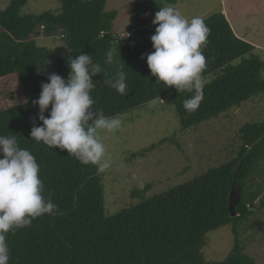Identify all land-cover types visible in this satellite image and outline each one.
Listing matches in <instances>:
<instances>
[{"label":"trees","instance_id":"trees-1","mask_svg":"<svg viewBox=\"0 0 264 264\" xmlns=\"http://www.w3.org/2000/svg\"><path fill=\"white\" fill-rule=\"evenodd\" d=\"M60 1L59 14L21 16L28 0H12L0 12V78L16 76L26 99L0 111V135H15L20 147L31 151L40 165L44 195L51 194L57 205L53 213L8 234L9 264H257L238 244L220 263L206 261L202 251L208 233L232 224L240 210L248 211L256 201L264 204V189L251 191L253 182L248 181L264 155V123L241 129L243 147L230 163L155 197L147 198V189L136 190L140 202L114 215L106 213L103 176L96 165H84L66 150L30 135L34 123L42 124L39 107L33 104L41 84L51 73L67 79L69 57L87 53L103 69L93 77L95 110L106 116L123 114L173 94L181 126L188 130L264 94V62L255 54L256 47L235 34L223 12L204 20L210 33L202 49L207 61L202 78H216L205 84L199 108L189 112L183 102L194 90L178 92L157 82L145 55L154 51V32L139 31L147 26L146 17L178 0H142L135 5L131 17L141 46L113 34L117 12L107 10L109 0ZM53 28L61 29L70 48L66 58L52 59L35 44ZM109 50L114 52L111 64L105 55ZM120 71L126 74V95L106 83ZM235 183L241 203L233 217L230 193Z\"/></svg>","mask_w":264,"mask_h":264},{"label":"rangeland","instance_id":"rangeland-1","mask_svg":"<svg viewBox=\"0 0 264 264\" xmlns=\"http://www.w3.org/2000/svg\"><path fill=\"white\" fill-rule=\"evenodd\" d=\"M11 1L0 0V12ZM139 1H108L107 10L117 12L113 34L118 39L137 35L131 13ZM166 6L178 8L189 20L193 16L206 20L223 12L235 34L254 45L255 54L264 62V0H178ZM61 9L60 0H28L20 14H59ZM155 13L146 17L147 26L139 29L140 33L150 30L155 34ZM35 44L55 60L70 54L60 28L37 38ZM215 78L212 74L203 79L207 84ZM25 102L16 76L0 78V111ZM118 116L123 122L119 131L101 132L112 157L111 167L101 172L107 215L138 204L141 199L134 196L136 190L147 189L145 196L155 197L236 159L243 147L241 129L247 124L264 123V94L188 130L181 126L173 94ZM248 181L253 182L251 191L264 189V155ZM238 216L232 224L207 234L202 251L206 261H226L238 244L257 264H264V204L256 201L248 211L240 210Z\"/></svg>","mask_w":264,"mask_h":264},{"label":"clouds","instance_id":"clouds-1","mask_svg":"<svg viewBox=\"0 0 264 264\" xmlns=\"http://www.w3.org/2000/svg\"><path fill=\"white\" fill-rule=\"evenodd\" d=\"M152 24L157 27L150 37L154 51L145 54L148 68L157 82L178 92L194 90L195 94L183 102L186 111L194 112L204 99L206 81L202 73L207 61L202 49L207 46L210 29L203 17L193 16L189 20L173 6L160 7ZM105 55L107 63L114 62L112 50ZM67 63L70 69L67 79L51 73L48 82L41 84L39 98L33 104L39 107L38 119L42 124L34 123L30 135L37 142L66 150L80 163L94 164L103 172L111 167L112 157L101 132H117L123 122L118 115L106 116L93 108L91 93L96 87L93 77L103 73L101 65L83 52L69 57ZM106 83L119 94H127L123 71ZM0 155V264H9L8 234L30 226L37 217L53 213L57 205L51 194L44 195L35 156L20 147L15 135H0Z\"/></svg>","mask_w":264,"mask_h":264},{"label":"water","instance_id":"water-1","mask_svg":"<svg viewBox=\"0 0 264 264\" xmlns=\"http://www.w3.org/2000/svg\"><path fill=\"white\" fill-rule=\"evenodd\" d=\"M137 39L136 37L133 38H127L123 41L132 45H139L141 46L140 42L137 43L135 41ZM241 203V190L236 187V183L233 185L230 193V211L233 215V217L236 216V206Z\"/></svg>","mask_w":264,"mask_h":264},{"label":"flooded vegetation","instance_id":"flooded-vegetation-1","mask_svg":"<svg viewBox=\"0 0 264 264\" xmlns=\"http://www.w3.org/2000/svg\"><path fill=\"white\" fill-rule=\"evenodd\" d=\"M138 38V37H137Z\"/></svg>","mask_w":264,"mask_h":264}]
</instances>
